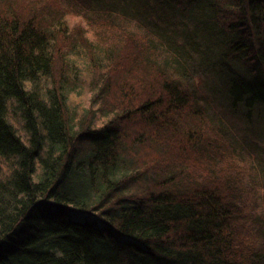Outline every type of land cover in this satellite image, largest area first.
<instances>
[{
  "label": "trees",
  "instance_id": "1",
  "mask_svg": "<svg viewBox=\"0 0 264 264\" xmlns=\"http://www.w3.org/2000/svg\"><path fill=\"white\" fill-rule=\"evenodd\" d=\"M174 15L264 121V0H0V264H264L251 158L136 28Z\"/></svg>",
  "mask_w": 264,
  "mask_h": 264
},
{
  "label": "rangeland",
  "instance_id": "2",
  "mask_svg": "<svg viewBox=\"0 0 264 264\" xmlns=\"http://www.w3.org/2000/svg\"><path fill=\"white\" fill-rule=\"evenodd\" d=\"M172 19V24L167 29L158 18L147 23L138 21L136 28L140 32L148 33L160 47L166 50L164 58L167 60L171 74L191 89L197 90L208 107L209 114L215 118H222V122L227 123V129L233 135L237 148L243 152L244 157L251 158L250 162L254 169L250 177L245 180V205L248 206L247 213L253 217L249 222L253 221L256 227L257 224L264 225V137L262 140L258 138L259 134H264V121H259L254 113L248 118L246 114L233 111L224 105L221 96L224 88L219 82L218 75L213 69L205 68L207 65L201 57L204 56V48L195 52L196 50L194 51L190 46L191 43H187L183 38L180 39V35L176 37L175 31H178L184 22L179 15L172 16ZM173 33L175 38L172 39ZM196 45L199 49V45ZM246 229L251 231L255 227L247 225ZM259 246L261 247L260 242Z\"/></svg>",
  "mask_w": 264,
  "mask_h": 264
}]
</instances>
